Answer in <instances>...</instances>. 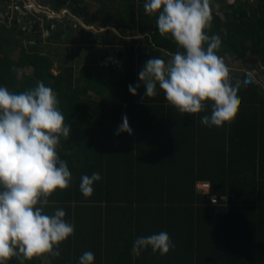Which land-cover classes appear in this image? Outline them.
Returning <instances> with one entry per match:
<instances>
[{"label": "trees", "instance_id": "1", "mask_svg": "<svg viewBox=\"0 0 264 264\" xmlns=\"http://www.w3.org/2000/svg\"><path fill=\"white\" fill-rule=\"evenodd\" d=\"M66 1L85 13L88 1L101 5L96 19L102 14V19L115 22L125 37L118 38L124 45L119 51L113 30L99 43L108 45L106 52L122 64L106 67L105 81L90 68L95 59L79 78L65 62L55 74L57 49L43 50L40 40L25 48L15 33L8 36L4 32L9 29L0 28V87L20 93L42 81L57 94L71 125L69 137L61 138L56 149L72 174L70 186L48 197L44 212L63 209L74 234L59 245L60 257L45 254L24 264H79L87 251L94 253L93 264H130L135 239L161 231L175 244L168 258L178 264H264V89L259 79L252 75L253 82L239 89L241 104L234 121L205 126L201 118L211 114V101L205 111L181 114L158 85L152 98L143 99L142 83L136 95L129 91L130 84L140 83L138 73L149 58L168 61L169 53L182 51L170 36L159 34L157 15L144 11L146 0ZM215 5L225 17L212 10V26L206 31L221 39L217 54L231 66L232 83L242 82L251 69L234 68L235 58L245 68L259 67L264 58V0H211ZM63 33L58 30L56 35L61 38ZM135 36L143 38L137 41ZM251 57L258 63L244 62ZM125 114L132 134L116 135ZM94 172L102 179L86 198L79 187L81 177ZM204 181L211 185L210 194L198 189ZM152 254L151 248L141 253L142 264H152L145 258ZM6 264L19 261L13 257Z\"/></svg>", "mask_w": 264, "mask_h": 264}, {"label": "clouds", "instance_id": "2", "mask_svg": "<svg viewBox=\"0 0 264 264\" xmlns=\"http://www.w3.org/2000/svg\"><path fill=\"white\" fill-rule=\"evenodd\" d=\"M143 7L147 15H157L159 34L170 36L182 51L169 53L168 61L149 58L138 73L140 83L128 86L130 93L136 95L142 83L143 99L152 98L158 85L168 104L181 114L205 111L211 101V114L201 118L205 126L234 121L241 104L238 91L250 85L253 76L247 73L242 82L232 83L231 69L217 54L221 39L206 31L213 20L211 0H146ZM59 103L42 81L20 93L0 87V264L13 257L19 264L45 254L60 257L59 245L74 234L63 209L52 215L44 212L48 197L67 189L72 179L67 162L56 151L61 138L71 133ZM122 120L116 135L132 134L126 114ZM101 179L98 172L81 177L84 197L93 194L94 182ZM148 248L163 256L175 244L161 231L136 238L131 253L139 257ZM94 259V253L87 251L79 264H93Z\"/></svg>", "mask_w": 264, "mask_h": 264}, {"label": "rangeland", "instance_id": "3", "mask_svg": "<svg viewBox=\"0 0 264 264\" xmlns=\"http://www.w3.org/2000/svg\"><path fill=\"white\" fill-rule=\"evenodd\" d=\"M139 1L141 2V0ZM229 1L234 2L235 0H229ZM88 3H89L88 12L91 14V16H93L95 12H97V9L101 7V5L97 2L95 3V2L88 1ZM67 7L68 8H66V11L69 14L65 12L63 17H65L66 20L69 21V23L67 24L65 22L63 25H68L69 27L76 25L77 27L79 26L78 27L79 29L80 27L81 28L83 27L84 31L78 33L79 42L77 43H73L71 41L70 36H68L67 33L63 37L64 39L61 43H57L54 41H43L41 43V46H42L41 48L43 50H46L47 52H54L56 49L59 51L58 59H56V66L54 67L53 72L57 74L60 70V67H63L62 65H64V62H65L66 64L72 65L75 68V75L77 78H79L80 72L83 71L84 69L85 71H87L89 64L90 66L92 65L91 61L95 59L96 63L90 68L93 70L94 73H96L99 77H101L102 80L105 81V78L108 74L106 67L112 64H115L116 66H119L122 64L121 59H119L116 55L110 54L108 51L106 52L108 45L99 43V40L101 39V37H105L108 32L105 30V28L103 27V24L99 20H97L98 22L97 21L94 22L96 30H94V27H91L88 24L84 23L82 18H80L78 15H77L79 17L78 20L80 21L78 20L75 21L77 17L73 15V12L71 11L72 9L69 6ZM211 7H212V10H216L221 15L222 18L225 17L223 10L219 9V6L215 5ZM1 16L2 14H0V17ZM112 24L113 23H111V25ZM111 25L109 26L110 27L109 29L113 30ZM0 28H1V24H0ZM12 32L14 33L16 31L12 30ZM114 32L117 33V37L115 39L119 42L116 45V49L118 51L120 49L122 50L124 48V45H121V41L123 40L125 36L120 34L118 31H114ZM4 33L5 35H8V36L10 35L9 32H4ZM47 34H48V30L43 31V37H45ZM118 38L122 40H118ZM142 38H143L142 36H135V39L136 40L138 39L137 41H140ZM24 44L27 45V41L24 42ZM138 46L139 45L137 43L135 47L137 48ZM19 52H20V49L15 50V52H13L12 54L13 57L18 58ZM71 56L73 57V59H71ZM228 66L231 67L230 65ZM232 66H234V68H237V69H248V68L249 70L251 69L252 75H255L254 77H257V79H259V82H261V88L264 89V71H262L264 70V62H262V65L257 64V66H259L257 68L256 67H246L245 68V66L243 67L242 63L239 62L238 59H236V61H234V64H232ZM26 71L30 73L32 69L28 68ZM112 90L113 88L110 89V91ZM44 264H48V262L47 263L45 262Z\"/></svg>", "mask_w": 264, "mask_h": 264}, {"label": "flooded vegetation", "instance_id": "4", "mask_svg": "<svg viewBox=\"0 0 264 264\" xmlns=\"http://www.w3.org/2000/svg\"><path fill=\"white\" fill-rule=\"evenodd\" d=\"M0 2V14H2L0 17L1 27L6 26L10 34L12 30H15L16 32L14 33L17 39L20 40V43L25 48L35 46L39 40L40 42L56 40L57 43H61L66 31L69 32L68 36H70L73 43L79 42L78 33L81 32L78 28L79 26L74 25L69 27L68 25H63L65 22L69 23L63 17L65 12L68 13L66 11L67 6L72 9L73 15L77 17L75 21L80 17L84 23L94 27V30H96L94 22L99 20L94 15L91 16L88 12L89 9L85 13L83 10L71 7L69 1L66 0H0ZM100 17L99 21L108 32L110 30V21L102 19V14H100ZM112 25V29L117 31L115 22ZM49 27L52 29L49 30ZM45 30H48V34L43 37V31ZM58 30L64 32L61 38L56 35ZM34 37H38L39 39H34ZM26 41L27 45L24 44Z\"/></svg>", "mask_w": 264, "mask_h": 264}, {"label": "crops", "instance_id": "5", "mask_svg": "<svg viewBox=\"0 0 264 264\" xmlns=\"http://www.w3.org/2000/svg\"><path fill=\"white\" fill-rule=\"evenodd\" d=\"M117 67V66H116ZM96 74V73H94ZM97 75V74H96ZM98 76V75H97ZM99 79L102 80L101 77L98 76ZM205 182V181H204ZM142 229V228H141ZM151 230L153 232H156L155 230H153L151 228ZM149 249V248H148ZM146 249V250H148ZM145 252V250H143L141 253ZM146 260H149L152 264H178L177 261H175L174 259L172 258H168V254L164 255V257H159V256H155L154 254L152 255H147L146 257ZM128 262L130 264H142L144 263V259L143 258H140V257H135L133 256L131 259H128ZM109 264V263H108Z\"/></svg>", "mask_w": 264, "mask_h": 264}, {"label": "built area", "instance_id": "6", "mask_svg": "<svg viewBox=\"0 0 264 264\" xmlns=\"http://www.w3.org/2000/svg\"><path fill=\"white\" fill-rule=\"evenodd\" d=\"M198 189L205 194H210L211 185L209 182H201L198 184ZM210 199H211V202H218V199L216 196H210ZM223 199H225V197H223Z\"/></svg>", "mask_w": 264, "mask_h": 264}, {"label": "water", "instance_id": "7", "mask_svg": "<svg viewBox=\"0 0 264 264\" xmlns=\"http://www.w3.org/2000/svg\"><path fill=\"white\" fill-rule=\"evenodd\" d=\"M51 29V27H49V30ZM237 58H235L236 60ZM259 59L258 58H254V57H251V58H247L244 60V62H248V63H255V62H258ZM261 61L264 62V58L261 59Z\"/></svg>", "mask_w": 264, "mask_h": 264}]
</instances>
